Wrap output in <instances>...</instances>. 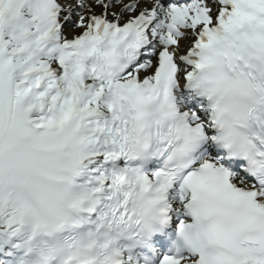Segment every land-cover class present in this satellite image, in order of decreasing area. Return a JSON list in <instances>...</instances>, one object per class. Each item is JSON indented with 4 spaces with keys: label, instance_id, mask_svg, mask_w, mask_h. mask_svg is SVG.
<instances>
[{
    "label": "snow or ice",
    "instance_id": "obj_1",
    "mask_svg": "<svg viewBox=\"0 0 264 264\" xmlns=\"http://www.w3.org/2000/svg\"><path fill=\"white\" fill-rule=\"evenodd\" d=\"M0 264H264V0H0Z\"/></svg>",
    "mask_w": 264,
    "mask_h": 264
},
{
    "label": "bare ground",
    "instance_id": "obj_2",
    "mask_svg": "<svg viewBox=\"0 0 264 264\" xmlns=\"http://www.w3.org/2000/svg\"><path fill=\"white\" fill-rule=\"evenodd\" d=\"M97 11H99V9H97Z\"/></svg>",
    "mask_w": 264,
    "mask_h": 264
}]
</instances>
